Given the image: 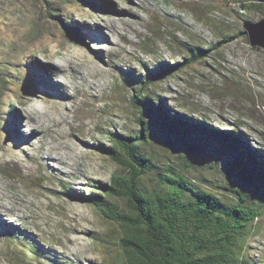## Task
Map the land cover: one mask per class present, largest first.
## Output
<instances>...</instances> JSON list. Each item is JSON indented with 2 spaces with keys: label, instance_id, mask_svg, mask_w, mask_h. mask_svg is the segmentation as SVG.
<instances>
[{
  "label": "rangeland",
  "instance_id": "obj_1",
  "mask_svg": "<svg viewBox=\"0 0 264 264\" xmlns=\"http://www.w3.org/2000/svg\"><path fill=\"white\" fill-rule=\"evenodd\" d=\"M56 6L61 16L51 19L38 0H0V61L7 66L0 71L10 80L0 124V264H122L120 227L83 197L104 195L103 184L120 170L94 144L139 129L130 101L137 84L128 76L146 77L161 62L182 60L187 46L209 48L233 36L153 89L172 115L235 130L264 157V47L252 45L244 28L264 9L244 11L234 0ZM191 125L152 116L146 150L226 202L236 201L237 188L264 197L263 184L256 191L231 171L235 151ZM142 183L152 189L154 175ZM243 258L264 264V209Z\"/></svg>",
  "mask_w": 264,
  "mask_h": 264
},
{
  "label": "trees",
  "instance_id": "obj_2",
  "mask_svg": "<svg viewBox=\"0 0 264 264\" xmlns=\"http://www.w3.org/2000/svg\"><path fill=\"white\" fill-rule=\"evenodd\" d=\"M38 1L43 6L45 17L51 19L61 16V9L56 4L75 2ZM234 2L239 3L244 11L264 9V0ZM73 39L78 41L76 37ZM231 39L233 36L224 37L209 48L187 46L188 55L182 60L161 62L146 77L130 74V84H137L132 89L130 101L138 112L139 129L133 134L114 131L110 136L111 145L94 144L120 170L113 172L110 181L103 184L104 195L92 191L83 198L103 217L120 227L122 264H253L248 258H243V253L250 227L264 209V197L258 195L255 199L250 191L237 188L234 189L236 201L226 202L212 191L195 185L183 169L169 162H157L145 148L152 116L170 126H192L194 123L236 152L231 171H237L244 183L256 191L260 184L264 185V157L242 141L237 131L215 130L203 121L187 119L182 114L174 116L153 89L164 75L184 71L205 60L213 50H218ZM6 67L0 61V69L5 70ZM5 75L0 71V124L4 120L3 94L10 81ZM189 126L185 128L186 132ZM151 173L155 177V186L148 189L143 186L142 179Z\"/></svg>",
  "mask_w": 264,
  "mask_h": 264
},
{
  "label": "water",
  "instance_id": "obj_3",
  "mask_svg": "<svg viewBox=\"0 0 264 264\" xmlns=\"http://www.w3.org/2000/svg\"><path fill=\"white\" fill-rule=\"evenodd\" d=\"M244 28L252 45L264 47V17L255 22L245 21Z\"/></svg>",
  "mask_w": 264,
  "mask_h": 264
},
{
  "label": "bare ground",
  "instance_id": "obj_4",
  "mask_svg": "<svg viewBox=\"0 0 264 264\" xmlns=\"http://www.w3.org/2000/svg\"><path fill=\"white\" fill-rule=\"evenodd\" d=\"M93 31L95 30V27L94 28H91ZM98 30V29H97ZM121 31V30H120ZM99 36V35H98ZM119 42V41H118ZM101 50V49H100ZM93 64V63H92ZM104 66V65H103ZM42 68V67H41ZM44 80V79H43ZM55 87V86H54ZM73 187V186H72ZM73 189V188H72ZM22 222V221H21ZM73 233V232H72Z\"/></svg>",
  "mask_w": 264,
  "mask_h": 264
}]
</instances>
